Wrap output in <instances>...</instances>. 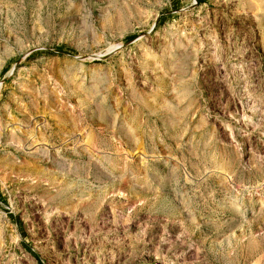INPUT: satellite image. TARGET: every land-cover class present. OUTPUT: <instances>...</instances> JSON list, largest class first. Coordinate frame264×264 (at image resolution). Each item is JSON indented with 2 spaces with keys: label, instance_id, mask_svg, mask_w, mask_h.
Returning <instances> with one entry per match:
<instances>
[{
  "label": "rangeland",
  "instance_id": "obj_1",
  "mask_svg": "<svg viewBox=\"0 0 264 264\" xmlns=\"http://www.w3.org/2000/svg\"><path fill=\"white\" fill-rule=\"evenodd\" d=\"M0 264H264V0H0Z\"/></svg>",
  "mask_w": 264,
  "mask_h": 264
}]
</instances>
